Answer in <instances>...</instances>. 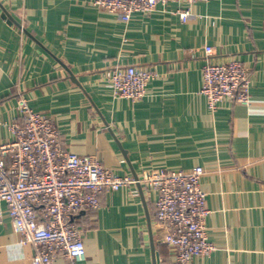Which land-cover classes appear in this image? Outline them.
Masks as SVG:
<instances>
[{
    "label": "crops",
    "instance_id": "crops-1",
    "mask_svg": "<svg viewBox=\"0 0 264 264\" xmlns=\"http://www.w3.org/2000/svg\"><path fill=\"white\" fill-rule=\"evenodd\" d=\"M184 7L169 0L124 23L92 0H0V143L23 121L22 98L53 120L65 149L96 157L117 176L201 166L216 249L191 264H264V0L197 2L182 22ZM204 46L213 48L212 62H243L249 106L224 100L207 108ZM115 65L155 74L143 99L112 96L102 74ZM156 196L138 185L103 192L97 210L75 216L85 258L59 255L54 264H173ZM0 210V264H30L31 247L19 244L4 203Z\"/></svg>",
    "mask_w": 264,
    "mask_h": 264
},
{
    "label": "built area",
    "instance_id": "built-area-1",
    "mask_svg": "<svg viewBox=\"0 0 264 264\" xmlns=\"http://www.w3.org/2000/svg\"><path fill=\"white\" fill-rule=\"evenodd\" d=\"M174 1L185 5L178 14L186 22L192 5L209 0ZM168 2L92 0L93 6L124 23L135 13L150 14ZM204 54L200 93L207 108L214 112L224 100L249 106L250 78L243 62L233 58L212 62L210 46H204ZM102 76L103 85L113 97L132 101L143 99L155 78L152 71L135 65H115ZM18 111L23 121L11 123L12 140L0 143V203L7 208L19 244L31 247L30 264H54L59 255L72 263L83 260L82 229L75 216L97 210L103 192L117 191L124 185H138L156 193L155 219L160 228H166L161 240L170 249L173 264H191L194 257L209 256L216 249L208 240L205 225L209 211L207 195L200 188L203 167L187 171L157 169L136 179L117 176L96 157L65 149L53 120L33 111L22 98ZM138 194L133 187L131 195Z\"/></svg>",
    "mask_w": 264,
    "mask_h": 264
},
{
    "label": "water",
    "instance_id": "water-1",
    "mask_svg": "<svg viewBox=\"0 0 264 264\" xmlns=\"http://www.w3.org/2000/svg\"><path fill=\"white\" fill-rule=\"evenodd\" d=\"M23 31H25V30H23ZM61 66L63 67V68H65L67 71H68V73H69V75H70V78H71V80H73L74 82H76L77 83V81H76V79L72 76V74H71V72L67 69V67L66 66H64L63 64H61ZM78 84V83H77ZM155 264H156V261H155Z\"/></svg>",
    "mask_w": 264,
    "mask_h": 264
}]
</instances>
